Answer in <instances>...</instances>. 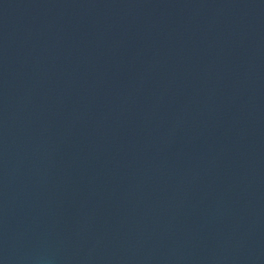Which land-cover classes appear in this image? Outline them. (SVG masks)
Masks as SVG:
<instances>
[{
    "label": "water",
    "instance_id": "95a60500",
    "mask_svg": "<svg viewBox=\"0 0 264 264\" xmlns=\"http://www.w3.org/2000/svg\"><path fill=\"white\" fill-rule=\"evenodd\" d=\"M0 264H264L242 0H0Z\"/></svg>",
    "mask_w": 264,
    "mask_h": 264
}]
</instances>
